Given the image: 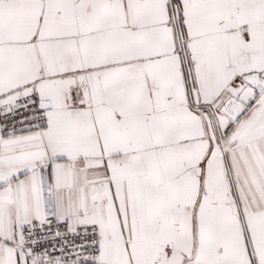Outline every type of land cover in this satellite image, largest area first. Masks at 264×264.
<instances>
[{
  "label": "snow or ice",
  "instance_id": "snow-or-ice-1",
  "mask_svg": "<svg viewBox=\"0 0 264 264\" xmlns=\"http://www.w3.org/2000/svg\"><path fill=\"white\" fill-rule=\"evenodd\" d=\"M0 264H264V0H0Z\"/></svg>",
  "mask_w": 264,
  "mask_h": 264
}]
</instances>
